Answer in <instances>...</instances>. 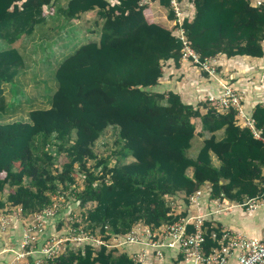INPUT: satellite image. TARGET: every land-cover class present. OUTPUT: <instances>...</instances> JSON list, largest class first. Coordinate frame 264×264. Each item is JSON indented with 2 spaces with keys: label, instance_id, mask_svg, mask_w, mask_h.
Instances as JSON below:
<instances>
[{
  "label": "trees",
  "instance_id": "obj_1",
  "mask_svg": "<svg viewBox=\"0 0 264 264\" xmlns=\"http://www.w3.org/2000/svg\"><path fill=\"white\" fill-rule=\"evenodd\" d=\"M192 1L193 17L182 26L201 58L263 56L264 5ZM155 2L149 22L139 0H0V208L20 206L27 215L67 192L69 208L85 207L73 223L77 230L120 235L138 222L157 227L173 221L178 215L169 214L171 201L186 205L205 184L209 199L238 204L260 194L264 104L252 110L256 138L235 123L233 110L217 113L201 101H184L174 88L156 90L166 64L180 66L182 42L158 19L162 13L174 18L169 0ZM76 23L88 34L56 64V89L42 105L25 97L32 106L16 120L26 69L22 39L42 33L46 45L68 35L73 40ZM109 128L115 148L98 156L94 144ZM197 136L201 146L190 154ZM61 153L66 160L58 167ZM55 221L60 228L57 218L48 226ZM215 245L207 240L206 248ZM134 249L113 253L84 242L52 264H135L129 258Z\"/></svg>",
  "mask_w": 264,
  "mask_h": 264
},
{
  "label": "built area",
  "instance_id": "obj_2",
  "mask_svg": "<svg viewBox=\"0 0 264 264\" xmlns=\"http://www.w3.org/2000/svg\"><path fill=\"white\" fill-rule=\"evenodd\" d=\"M155 1L139 0V5L150 7ZM250 3L257 7L264 5V0H250ZM189 4L193 7L192 0H189ZM169 7L174 14L170 29H174L175 36L182 42L180 64L188 62L197 66L219 86L217 92L206 91L202 94L203 105L200 107L206 105L205 108H212L217 113L233 110L235 123L248 128L258 138L260 131L255 127L252 111L244 106L245 90L235 87L231 82V68L227 72L220 70V54L201 58L190 45L182 26L183 20L189 18L185 13L183 0H169ZM224 64L227 68L233 65ZM260 81L264 86V69L260 73ZM263 102L264 98L257 104H264ZM204 187L188 195L186 205L179 199L171 201L169 214L178 215L173 221L164 222L157 227L138 222L128 232L120 235L108 232L89 233L81 228L77 230L70 227H66V231L60 232V235H54L55 230L58 231L64 226L65 218L71 221L76 217L75 207H68L70 198H66L67 192H58L52 196L50 205L27 215L22 214L20 206L7 204L0 208V264H12L25 256L30 258V264H52L56 257L66 253L68 249H76L84 242L96 247L103 245L108 252L113 253H121L126 251L127 246H134L135 249L129 252V258L135 264H169L167 253L171 250L176 251L172 259L178 264H229L234 255L235 264H264V230L262 237L256 238L231 228L215 229L205 224L207 215L220 212L225 205L240 206L248 213L264 206V180L260 183V194L245 199L243 203H228L227 200L219 198L209 199L206 195L216 206V209L206 213L200 210L201 198L206 193ZM65 209L67 212L63 214ZM59 211L61 214L58 216ZM56 218L62 220L60 229L56 228V221L48 226L49 220ZM18 222L22 224L20 237L16 236ZM50 226L54 229L53 232L49 231ZM105 235L108 237L104 238ZM207 240L215 241L216 245L206 248Z\"/></svg>",
  "mask_w": 264,
  "mask_h": 264
},
{
  "label": "rangeland",
  "instance_id": "obj_3",
  "mask_svg": "<svg viewBox=\"0 0 264 264\" xmlns=\"http://www.w3.org/2000/svg\"><path fill=\"white\" fill-rule=\"evenodd\" d=\"M84 39L85 35L81 34V37H78L77 39H64L49 45H46L47 42L42 38V33H35L31 37L27 36L22 39V43L26 46L27 50V54H25L26 69L23 70L24 73L20 77L22 81L20 82L21 85H19V89L22 93L20 98L21 106L19 108H21V110H19L18 114H16V120L25 117L24 114L32 106L30 105L31 100L29 99L30 101L28 103L27 99L25 100V97L33 99V106L42 105L46 102L47 96L51 94L52 91L54 92L57 86V81L54 77V69L56 67V64L67 54L71 53L74 50L75 46L80 44ZM262 50H264V47L262 48ZM244 56L249 57L250 61L255 58L254 56L250 55ZM167 85L168 86L163 85L162 88H173V85ZM194 123L196 125V130L198 131L200 127V121L198 119H195ZM115 137V132L112 128L106 130L94 144L93 148L95 153H97L98 156L110 155L112 150L115 148ZM201 143V139L198 136L195 137L192 141V147L189 151L190 154H196L201 146ZM120 146L121 144L117 146V149H119ZM113 159L114 157H112L111 163L114 162ZM65 160V155L63 153L59 154L56 159V165L59 167ZM91 163L92 162L90 161L89 164ZM204 188L206 189L207 195L208 184H205ZM83 209L80 207H75L74 213L76 214V217L71 221H68L67 218H65V222H63L64 226L61 229L59 227H56L60 230H55L54 235H60V232L63 233L64 231H66V227L75 229L73 223L80 222L78 214L80 215V213L84 212L85 210ZM212 209L214 208L212 207ZM213 217L223 225L250 235L253 233V231L259 230L264 227V206L259 207L257 211L253 213H248L244 210V208L235 206L226 209L221 214L213 215ZM127 248L134 249L133 246H127ZM29 260L30 258L25 256L23 258L15 260L12 264H30Z\"/></svg>",
  "mask_w": 264,
  "mask_h": 264
},
{
  "label": "crops",
  "instance_id": "obj_4",
  "mask_svg": "<svg viewBox=\"0 0 264 264\" xmlns=\"http://www.w3.org/2000/svg\"><path fill=\"white\" fill-rule=\"evenodd\" d=\"M59 1L64 2L65 0H59ZM183 1H184L185 13L188 14L189 18H192L194 14V8L190 6L189 0H183ZM154 5H156V2H154L150 7H148L145 10V15L149 22L155 20ZM90 16L93 18L94 13L91 12L89 14H86L85 18L88 19ZM158 19L161 22V24H163L167 28H171L172 20L167 19L164 13L159 15ZM75 25L77 27V23ZM84 30L85 28L82 29L81 27H77L76 32L72 33V34H75L73 35L72 39H77L78 37H81V34L87 35L88 33H86ZM64 39L70 40L69 35L65 36ZM262 44H264V40ZM262 46L264 47V45ZM218 57H219V62L222 64L220 67V70L227 72L229 68H231V72L229 73V75H231L230 77H232L231 82H233V85L235 87L245 90L244 106L247 110L252 111L255 105L258 103V101L264 98V86L262 85L260 81V73L264 69V54L261 57L253 58L252 61H250L249 57H246V56H234V57L228 58V57H225L223 54H220ZM224 63L226 64L231 63L233 65L232 67L229 66L227 68ZM167 84L173 85V88L175 89V91L179 93V95L182 97L184 101L193 102V103H197L201 101V99L203 98L202 94H204L206 91L217 92L219 90V86L213 78L208 77V75L202 72L197 66L191 65L188 62H184L180 64V66L178 67L170 66L168 63L166 64L164 68V75L159 80V85L156 87V90L157 89L158 90L170 89L169 87L162 88L163 85L168 86ZM198 131H200V127ZM203 195L204 196H202L201 198L202 207H200V210L206 213L208 211H213L214 209H216V206H214V203H211L209 199L206 198V193ZM235 206L236 205H232V204L229 206L225 205L220 212H217V213L212 212L209 215H207L205 220L206 222L210 223L208 226L214 227L215 229H219V228L222 229L223 227L230 228L226 225L219 223L213 217V215L221 214L226 209H229ZM212 207L214 209H212ZM263 230H264V227L259 230L253 231V233L250 235H247L245 233L244 234L249 237L259 238V237H262ZM174 254H176V251L174 250H171L167 253V255L169 256L167 258V261H169L168 262L169 264H178V262L175 259H172V256ZM234 257L235 255L230 259L229 264H235ZM187 264H190V263H187Z\"/></svg>",
  "mask_w": 264,
  "mask_h": 264
}]
</instances>
